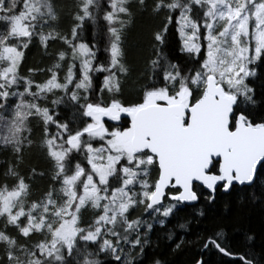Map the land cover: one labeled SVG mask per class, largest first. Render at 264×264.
<instances>
[{
  "label": "snow or ice",
  "instance_id": "obj_1",
  "mask_svg": "<svg viewBox=\"0 0 264 264\" xmlns=\"http://www.w3.org/2000/svg\"><path fill=\"white\" fill-rule=\"evenodd\" d=\"M133 8L162 18L154 41L174 35L190 67L157 54L129 100ZM67 17L63 29L54 0H0V148L13 156L0 175V264H142L181 206L214 205L264 175V99L250 84L264 65V0H72ZM36 43L61 45L43 81L21 71ZM33 122L51 173L38 196L21 170ZM225 235L200 237L201 250L262 264L254 235L239 254Z\"/></svg>",
  "mask_w": 264,
  "mask_h": 264
},
{
  "label": "trees",
  "instance_id": "obj_2",
  "mask_svg": "<svg viewBox=\"0 0 264 264\" xmlns=\"http://www.w3.org/2000/svg\"><path fill=\"white\" fill-rule=\"evenodd\" d=\"M151 5V0H146ZM57 12L61 16V27L67 29L70 20L67 13L71 8L72 0H54ZM131 22L125 35L126 62L129 68V76L124 85L125 99H135L144 82V72L150 59L162 53L173 62L185 66L187 58L181 54L178 40L174 35L166 38L164 45L154 41V33L161 27L162 18L154 16L149 9L133 8ZM92 38V30L85 33V40ZM56 44L50 47L49 54L38 43L34 44L27 52L22 66V73L27 75L28 69H36L35 79L43 81L46 73L41 71L51 65V54L60 48ZM103 56V53H101ZM256 76L250 77V84L255 88L257 99H264V65L252 66ZM102 83V77L96 80V84ZM62 115L69 116L66 109H62ZM33 144L30 150L24 153L22 172L29 178L34 195L40 193L49 186L50 163L41 148V132L39 125L33 122ZM12 154L0 148V175L3 174L7 164L11 163ZM36 175L32 177V170ZM257 196L264 195V175L258 173L254 188L247 191H237L230 194L217 193V201L209 205L203 199L195 206H181L169 219L164 228L158 225L150 235V244L145 249L142 264H154L156 260L162 264H195L197 259L203 258L205 264H225L226 258L220 256L215 250L202 251L200 237L211 235L219 228H223L226 235L224 242L235 253H244L248 250L247 235H254V251L264 264V203L257 200L255 204L249 203L251 193ZM203 212L204 215H200ZM185 227L181 228L180 225ZM171 235V239L169 236ZM185 243L182 249H175L179 238Z\"/></svg>",
  "mask_w": 264,
  "mask_h": 264
},
{
  "label": "water",
  "instance_id": "obj_3",
  "mask_svg": "<svg viewBox=\"0 0 264 264\" xmlns=\"http://www.w3.org/2000/svg\"><path fill=\"white\" fill-rule=\"evenodd\" d=\"M186 206H192V205H186Z\"/></svg>",
  "mask_w": 264,
  "mask_h": 264
}]
</instances>
